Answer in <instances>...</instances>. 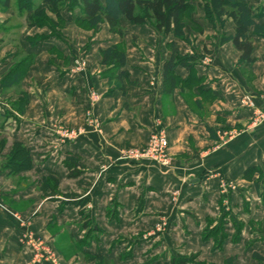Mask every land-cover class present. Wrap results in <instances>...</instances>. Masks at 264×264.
Wrapping results in <instances>:
<instances>
[{
	"label": "crops",
	"instance_id": "1",
	"mask_svg": "<svg viewBox=\"0 0 264 264\" xmlns=\"http://www.w3.org/2000/svg\"><path fill=\"white\" fill-rule=\"evenodd\" d=\"M192 1L203 30L187 33L195 46L125 19L122 38L106 25L86 32L73 22L78 11L63 12L66 25L52 36L25 25L17 0H0V42L9 40L0 45V73L13 44L34 64L22 81L23 113L0 99V264L29 262L25 231L55 249L61 264H169L190 255L205 264H264V38L250 32L255 61L240 62L231 43L219 44L222 35L214 41L216 28L234 35L233 21L213 27L202 1ZM246 3L262 11L263 24L264 0ZM119 43L130 83L124 95L106 96L99 50ZM172 43L196 62L175 69L180 84L167 94L162 72ZM78 57L86 61L80 74L70 71ZM58 127L77 136L63 139ZM157 131L167 138L169 167L123 158L124 148L145 146ZM15 153L21 162L8 165ZM222 181L235 188L224 190Z\"/></svg>",
	"mask_w": 264,
	"mask_h": 264
},
{
	"label": "trees",
	"instance_id": "2",
	"mask_svg": "<svg viewBox=\"0 0 264 264\" xmlns=\"http://www.w3.org/2000/svg\"><path fill=\"white\" fill-rule=\"evenodd\" d=\"M201 1L205 19L210 24L222 25L225 19H231L234 23V35L229 37L222 35L219 44L231 43L234 49L241 54L240 62L247 65L253 64L255 61L252 58L253 41L249 33L264 38V23H258V20L263 16L262 11L252 9L246 0ZM3 4L8 6V0H4ZM17 9L20 12H25L28 27H47L52 36H57V33L65 27L66 20L62 16L65 11L71 13L78 11L73 22L81 29L94 31L100 25H106L110 34L120 38H122L121 19H125L132 26L147 25L157 34L171 35L182 41L185 40V31L188 27L196 33H203L201 26L193 18L196 9L192 0H17ZM47 12L52 14L54 18L48 17ZM43 38L27 40L30 44H34ZM175 47L176 44L172 43L170 46L171 57L163 64L162 83L164 92L167 94L173 92L180 84L179 78L174 72L175 69L177 67L191 68L196 62L194 57L181 55ZM99 54L101 57L100 65L106 68L102 77L107 80L111 87L106 96H110L113 90H119L124 95L125 82L127 84L130 82L128 72L123 70L126 64L123 43L100 49ZM31 70H34L32 56L15 66L8 77L4 78L2 86L6 83L10 86L19 84L25 74ZM10 78L11 81H9ZM22 106L23 104H18L15 109L23 113ZM68 166L71 170L70 175L75 176L78 171L71 165ZM254 172H259V170L254 169ZM244 177L249 179L250 172L246 171ZM145 264L153 263L147 262ZM169 264L205 263L197 261V256L190 255L188 257H173Z\"/></svg>",
	"mask_w": 264,
	"mask_h": 264
},
{
	"label": "rangeland",
	"instance_id": "3",
	"mask_svg": "<svg viewBox=\"0 0 264 264\" xmlns=\"http://www.w3.org/2000/svg\"><path fill=\"white\" fill-rule=\"evenodd\" d=\"M22 13H25V12H22ZM76 13H78V12H76ZM47 15H48V17H50V18H54V16L52 15V14H50L49 12H47ZM25 17H26V14H25ZM26 20V19H25ZM205 21H206V19H205ZM208 22V21H207ZM25 25H27V21H26V24ZM211 25H213V24H211ZM217 25H219V24H217ZM28 26V25H27ZM220 27H223L224 26V22H223V24L221 25H219ZM213 27H215V25H213ZM79 28V27H78ZM99 28V27H98ZM98 28L96 29V30H94V31H92V32H97V30H98ZM31 29V28H30ZM79 29H81V28H79ZM83 31H88V30H86L85 28H83L82 29ZM121 31V30H120ZM187 33H191L193 36L194 35H196L197 33L196 32H194L193 31V29L192 28H190V27H188L187 28V30L185 31V36H184V41L185 42H187V43H189V45H192V46H195V43H194V41H195V38H193V36L191 35L190 36V38H189V36H188V38H187ZM214 33L216 34V38L214 39V41L216 42L217 40H218V38H219V36L220 35H224V33L222 32L221 33V31H220V29L219 28H216L215 30H214ZM221 33V34H220ZM196 37V36H195ZM5 38V37H4ZM6 39V38H5ZM3 41H5V42H3ZM3 41H1L0 42V45L1 44H4V46L6 45H9V40L7 41V39L6 40H3ZM123 45H124V43H123ZM5 46V47H6ZM124 47H125V45H124ZM8 49H5V51H4V53H5V56H3V59H2V61H9V65H8V67H6V68H4V70H3V72L2 73H0V99L1 100H3V101H5V102H7V104H9L8 106L9 107H11L12 105H14V107L16 106V105H18V104H23V106H22V110H24V108H25V106L24 105H26V101H25V98L27 97L26 96V93H25V91L23 90V88H22V81H20V83L19 84H16V85H13V86H10V85H8V83H6L4 86H2L3 85V80H4V78L5 77H8V75L11 73V71H13V69H15V66H18L20 63H22V61H24V60H27V57H28V55H26L22 50H21V48H20V45L17 43V44H13V49H11V47H7ZM125 51H126V49H125ZM14 52V53H13ZM11 53H13V54H11ZM78 59H81L83 62H84V64H85V68H86V61H85V58L84 57H78V58H76L74 61H73V64H72V67H71V69H70V71L71 72H73V73H82V72H84L85 71V68H84V70L82 71V72H75V61L76 60H78ZM34 65V64H33ZM28 73V72H27ZM27 73L25 74V76L27 75ZM25 76H24V78H25ZM23 78V79H24ZM9 81H11V78H10V80ZM8 81V82H9ZM261 94V100L262 101H264V93H260ZM253 103H254V101H253ZM253 109H255V107L253 108ZM25 112V111H24ZM259 113V112H258ZM256 114V119H255V122L256 123H259L260 121H262V118L259 116V114ZM59 129H60V135H62V133L64 134L65 132H67V133H72V132H74V135L72 136V139H75V137L77 136V133L74 131V130H71V129H69V128H66V127H58ZM63 139H65V138H63ZM66 140H70V139H66ZM166 140H167V138H166ZM149 142V141H148ZM149 147H150V145H149V143H147L145 146H139V147H126V148H124L123 150H122V155L123 154H126L127 152H130V151H134V152H136V151H140V152H143V150H145V151H147V152H149L148 150H149ZM10 156H12V157H10ZM18 156H19V154L18 153H15V154H13V155H7V157H6V162H7V164L8 165H13V164H16V163H20L21 162V160H20V158H18ZM166 158H167V160H168V162H169V166H170V156H169V154H168V141H167V150H166V156H165ZM141 162H150V161H140V162H137V163H141ZM134 163V162H133ZM157 165H159V166H162V165H160L161 163L160 162H158V163H156ZM169 166H167V167H169ZM167 167H165V168H167ZM224 182V184H226L227 186H232V187H234L235 188V186H233V184L231 183V182H228V181H222V183ZM222 185V184H221ZM222 188L224 189V190H228V188H225V187H223L222 186ZM10 213H12V212H10ZM159 229L158 230H161V227L159 226L158 227ZM42 241V240H41ZM42 242H44V241H42ZM53 255H54V257L57 259V261L59 262V264H61V258H60V256H59V254H58V252L55 250V249H53ZM30 261V260H29ZM29 263V262H28Z\"/></svg>",
	"mask_w": 264,
	"mask_h": 264
},
{
	"label": "built area",
	"instance_id": "4",
	"mask_svg": "<svg viewBox=\"0 0 264 264\" xmlns=\"http://www.w3.org/2000/svg\"><path fill=\"white\" fill-rule=\"evenodd\" d=\"M85 68V64L81 59H78L75 61V72H82ZM92 101L97 100V96L92 93L91 94ZM243 104L249 108L254 107L253 101L251 98L246 97L243 100ZM92 111L89 110L87 112V117L89 119V122L91 121ZM259 116L261 118L262 115L259 113ZM74 135V132L64 134L62 133L61 137L65 139H72V136ZM149 152L143 150V152L140 151H130L126 154H123V158L126 160H129L131 162L137 163L140 161H150L154 163L160 162L162 167L169 166V162L167 160L166 156V150H167V140L164 132L157 131L153 135H151L149 139ZM222 186L228 189H234L232 186H227L222 183ZM11 217L20 225L24 226L25 222L15 213H10ZM21 243L25 248L28 249L30 261L27 264H44V263H50V264H59L57 259L53 255V249L46 245L41 240L35 238L33 235L29 234L27 231L21 236Z\"/></svg>",
	"mask_w": 264,
	"mask_h": 264
}]
</instances>
